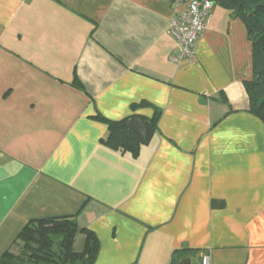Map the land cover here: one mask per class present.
Returning <instances> with one entry per match:
<instances>
[{
  "label": "crops",
  "instance_id": "obj_1",
  "mask_svg": "<svg viewBox=\"0 0 264 264\" xmlns=\"http://www.w3.org/2000/svg\"><path fill=\"white\" fill-rule=\"evenodd\" d=\"M173 0H0V264L31 220L72 217L94 264H264V124L245 23L215 4L193 63ZM154 136L107 147L108 121ZM138 138V137H137ZM139 139V138H138Z\"/></svg>",
  "mask_w": 264,
  "mask_h": 264
},
{
  "label": "trees",
  "instance_id": "obj_2",
  "mask_svg": "<svg viewBox=\"0 0 264 264\" xmlns=\"http://www.w3.org/2000/svg\"><path fill=\"white\" fill-rule=\"evenodd\" d=\"M176 0H173V2ZM235 13L246 25L253 44V77L245 82L250 100V112L264 124V0H215ZM109 135L103 143L115 151L138 156L140 142L129 128V120L108 121ZM158 115L151 121L156 129ZM78 228L72 217L31 220L17 238L18 252H7L1 264H94L98 241L87 232L85 252H75Z\"/></svg>",
  "mask_w": 264,
  "mask_h": 264
},
{
  "label": "built area",
  "instance_id": "obj_3",
  "mask_svg": "<svg viewBox=\"0 0 264 264\" xmlns=\"http://www.w3.org/2000/svg\"><path fill=\"white\" fill-rule=\"evenodd\" d=\"M182 10L172 19L169 34L177 41L179 50L170 58L178 65L193 63L196 58V45L207 30L215 6V0H176ZM200 264H211L205 254Z\"/></svg>",
  "mask_w": 264,
  "mask_h": 264
},
{
  "label": "water",
  "instance_id": "obj_4",
  "mask_svg": "<svg viewBox=\"0 0 264 264\" xmlns=\"http://www.w3.org/2000/svg\"><path fill=\"white\" fill-rule=\"evenodd\" d=\"M128 126L139 138L141 144L148 145L151 142L155 131L149 123H146L141 119L134 118L129 121Z\"/></svg>",
  "mask_w": 264,
  "mask_h": 264
},
{
  "label": "rangeland",
  "instance_id": "obj_5",
  "mask_svg": "<svg viewBox=\"0 0 264 264\" xmlns=\"http://www.w3.org/2000/svg\"><path fill=\"white\" fill-rule=\"evenodd\" d=\"M16 252H18V251H16Z\"/></svg>",
  "mask_w": 264,
  "mask_h": 264
}]
</instances>
